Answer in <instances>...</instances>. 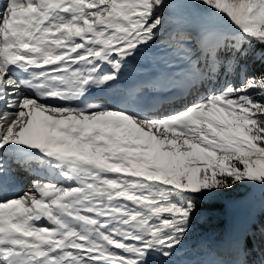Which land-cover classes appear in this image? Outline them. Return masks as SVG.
I'll return each instance as SVG.
<instances>
[{
  "label": "snow or ice",
  "instance_id": "1",
  "mask_svg": "<svg viewBox=\"0 0 264 264\" xmlns=\"http://www.w3.org/2000/svg\"><path fill=\"white\" fill-rule=\"evenodd\" d=\"M0 264H264V0H0Z\"/></svg>",
  "mask_w": 264,
  "mask_h": 264
},
{
  "label": "trees",
  "instance_id": "2",
  "mask_svg": "<svg viewBox=\"0 0 264 264\" xmlns=\"http://www.w3.org/2000/svg\"><path fill=\"white\" fill-rule=\"evenodd\" d=\"M257 70L260 69V65L256 66ZM208 214L205 213V216ZM227 225V215L221 211H216L212 213V219L201 220L197 223L196 229L188 240V246L197 243L203 238H211L214 240L224 239L226 237L225 227Z\"/></svg>",
  "mask_w": 264,
  "mask_h": 264
},
{
  "label": "rangeland",
  "instance_id": "3",
  "mask_svg": "<svg viewBox=\"0 0 264 264\" xmlns=\"http://www.w3.org/2000/svg\"><path fill=\"white\" fill-rule=\"evenodd\" d=\"M133 79L134 78L131 76L125 77V80H124L125 85H130L133 82ZM30 179H31L30 177L21 173L18 176V186L20 188L27 187L28 184L30 183ZM242 192H243V189H238L236 195L239 196L240 194H242ZM233 223H234L233 217L227 215V225L225 227V233H227L228 229L232 226Z\"/></svg>",
  "mask_w": 264,
  "mask_h": 264
}]
</instances>
